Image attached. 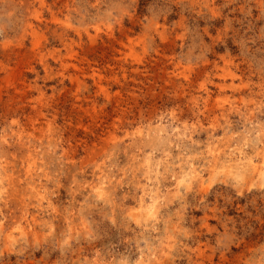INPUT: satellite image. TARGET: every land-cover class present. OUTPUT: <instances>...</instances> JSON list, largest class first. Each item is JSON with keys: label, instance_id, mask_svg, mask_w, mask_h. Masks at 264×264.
<instances>
[{"label": "rangeland", "instance_id": "rangeland-1", "mask_svg": "<svg viewBox=\"0 0 264 264\" xmlns=\"http://www.w3.org/2000/svg\"><path fill=\"white\" fill-rule=\"evenodd\" d=\"M0 264H264V0H0Z\"/></svg>", "mask_w": 264, "mask_h": 264}]
</instances>
